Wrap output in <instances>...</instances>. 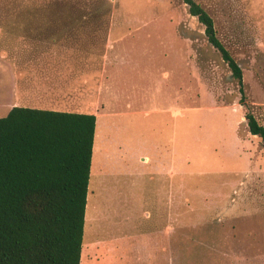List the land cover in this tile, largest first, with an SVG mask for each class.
<instances>
[{
    "label": "rangeland",
    "instance_id": "rangeland-1",
    "mask_svg": "<svg viewBox=\"0 0 264 264\" xmlns=\"http://www.w3.org/2000/svg\"><path fill=\"white\" fill-rule=\"evenodd\" d=\"M195 1L242 69L244 101L183 0H72L80 16L40 30L74 39L94 26L103 39L111 27L129 51L90 111L80 264H264V148L245 120L248 109L264 126V0ZM20 4L0 0V18ZM41 36L0 49V116L12 98L39 108L60 97L37 88Z\"/></svg>",
    "mask_w": 264,
    "mask_h": 264
},
{
    "label": "trees",
    "instance_id": "trees-1",
    "mask_svg": "<svg viewBox=\"0 0 264 264\" xmlns=\"http://www.w3.org/2000/svg\"><path fill=\"white\" fill-rule=\"evenodd\" d=\"M18 1V12L0 18L1 50L27 44L50 19L81 13L72 0ZM183 1L244 101L242 69L212 16L195 0ZM245 120L264 148V126L248 109ZM95 127L96 116L85 112L15 105L0 116V264H80Z\"/></svg>",
    "mask_w": 264,
    "mask_h": 264
},
{
    "label": "crops",
    "instance_id": "crops-1",
    "mask_svg": "<svg viewBox=\"0 0 264 264\" xmlns=\"http://www.w3.org/2000/svg\"><path fill=\"white\" fill-rule=\"evenodd\" d=\"M81 19H85L81 22L88 23L97 21L92 16ZM68 22L72 23L73 20ZM89 27H79L81 35L74 39H69L70 33L65 26L50 34L39 31V34L42 33L43 36L32 43L38 48L39 53L43 54L42 61L38 63V69L42 71V75L38 78L37 88L44 93L60 96L58 99L38 101V106L44 107L39 108L93 112L99 104L103 91L102 80L106 79L104 75H107V80L108 78L110 80L112 75H108L109 68L113 69L117 62L122 64L127 60L125 56H128L129 51L119 47L121 40L116 41L111 37V27L103 39L98 36L94 26ZM12 94L14 95L13 91ZM9 101L11 109L15 103L13 98Z\"/></svg>",
    "mask_w": 264,
    "mask_h": 264
}]
</instances>
